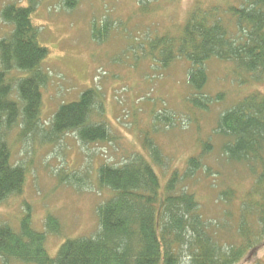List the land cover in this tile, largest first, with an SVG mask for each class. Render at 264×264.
Returning <instances> with one entry per match:
<instances>
[{
  "label": "trees",
  "instance_id": "trees-1",
  "mask_svg": "<svg viewBox=\"0 0 264 264\" xmlns=\"http://www.w3.org/2000/svg\"><path fill=\"white\" fill-rule=\"evenodd\" d=\"M77 2L65 0V6L73 8ZM39 3L30 0L24 7L9 2L1 12L10 30L0 40V205L23 193L28 176L26 166L12 159L10 135L15 129L24 140L40 139L41 143L56 142L70 132L83 144L114 138L102 119V95L93 88L78 100L62 104L48 128L42 124V90L50 78L42 66L49 49L41 45L39 26L32 19ZM182 28L177 36L156 38L153 54L158 57V52L163 66L177 59L189 63L191 91L184 100L191 114L208 110L225 95L205 91V64L213 57L233 61L234 80L241 85L264 80V0H246L227 8L196 6ZM175 115L165 111L156 117L174 126ZM218 116L214 132L224 137L223 154L242 164L255 179L230 240L220 239L221 225L212 228L204 220L196 195L185 184L201 168L212 176L220 174L204 162V154L214 148L213 135L204 141L201 152L187 158L184 171L174 168L162 183L159 172L171 165V158L145 132L148 137L142 141V150L127 162L98 167L99 186L112 195L99 207L100 227L93 236L66 238L52 255L47 231L33 224L30 212L17 224L0 216V264H238L249 249L264 242V93L251 91ZM188 118L194 116L188 114ZM61 180L85 185L80 174H65ZM234 195L230 187L222 192L226 200ZM46 226L52 233L62 227L52 214ZM253 264H264V259Z\"/></svg>",
  "mask_w": 264,
  "mask_h": 264
},
{
  "label": "rangeland",
  "instance_id": "rangeland-1",
  "mask_svg": "<svg viewBox=\"0 0 264 264\" xmlns=\"http://www.w3.org/2000/svg\"><path fill=\"white\" fill-rule=\"evenodd\" d=\"M9 2L26 7L30 0H0V40L10 30L1 18L3 7ZM245 2L78 0L73 8H67L65 0H40L32 19L39 26L41 45L49 49L42 66L50 78L42 90V124L48 128L62 104L78 100L85 90L93 88L102 95L105 108L102 119L111 127L114 138L83 144L70 132L56 142L41 143L37 138L24 140L15 129L10 135L12 159L26 166L28 176L23 193L0 205V216L17 224L30 212L33 224L47 231L48 249L55 255L64 239L93 236L99 230V207L112 195L111 190L99 186L97 169L101 164L127 162L134 152L142 150L147 132L171 158V165L159 172L164 183L165 175L174 168L184 171L187 158L201 152L204 141L213 135L214 148L204 154V162L211 167L210 171L220 174L212 176L201 168L185 184L196 195L204 220L212 228H217L214 224L221 225L217 229L220 239L234 236L241 204L255 179L242 164L227 159L222 151L224 137L215 134L214 128L225 107L233 106L253 90L264 93V80L241 85L234 80L233 61L209 59L205 64L208 72L205 91L213 96L220 92L225 95L208 110H198L195 116L184 100L191 91L189 63L177 59L163 66L160 55L157 52L155 57L153 51L157 50L156 38L182 32L196 6L227 8ZM165 111L176 113L174 126H168L162 116L157 119L156 115ZM188 114L194 118L186 119ZM65 174H80L85 185L62 181ZM229 187L235 195L226 200L222 192ZM49 214L59 219L60 232L48 230ZM243 256L238 264L264 259V242Z\"/></svg>",
  "mask_w": 264,
  "mask_h": 264
},
{
  "label": "bare ground",
  "instance_id": "bare-ground-1",
  "mask_svg": "<svg viewBox=\"0 0 264 264\" xmlns=\"http://www.w3.org/2000/svg\"><path fill=\"white\" fill-rule=\"evenodd\" d=\"M48 235V233H46Z\"/></svg>",
  "mask_w": 264,
  "mask_h": 264
}]
</instances>
